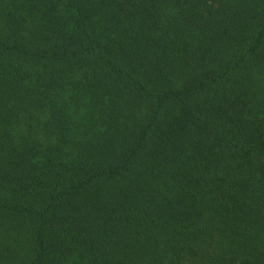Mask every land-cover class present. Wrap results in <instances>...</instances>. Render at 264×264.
Returning a JSON list of instances; mask_svg holds the SVG:
<instances>
[{"label":"trees","instance_id":"16d2710c","mask_svg":"<svg viewBox=\"0 0 264 264\" xmlns=\"http://www.w3.org/2000/svg\"><path fill=\"white\" fill-rule=\"evenodd\" d=\"M0 264H264V0H0Z\"/></svg>","mask_w":264,"mask_h":264}]
</instances>
